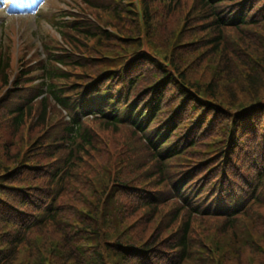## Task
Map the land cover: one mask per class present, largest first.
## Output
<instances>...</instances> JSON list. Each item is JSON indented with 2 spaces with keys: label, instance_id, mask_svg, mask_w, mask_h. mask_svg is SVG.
I'll use <instances>...</instances> for the list:
<instances>
[{
  "label": "rangeland",
  "instance_id": "rangeland-1",
  "mask_svg": "<svg viewBox=\"0 0 264 264\" xmlns=\"http://www.w3.org/2000/svg\"><path fill=\"white\" fill-rule=\"evenodd\" d=\"M70 1V7L77 9L73 11V18L85 27H90L97 37L95 39L90 35L85 37L69 29L66 31V36L61 34L63 39H59L56 37L57 32L52 31L51 28L46 31L49 27L45 29V25H40L37 29L33 20L28 21V27L32 26L33 30L37 31L36 34L30 30L24 32L23 25H7L5 32L0 31L2 32L0 52L9 56L10 69L7 71L9 76L21 71L22 67H25L30 75L40 73L37 69L44 64L41 61L45 58V54L42 52L43 41L39 37L40 34L45 33L50 36L47 38V43L51 45H55V40L60 46L68 42L75 44L72 47L71 58L67 61L71 67L64 68L69 71V75L63 80L70 85L67 91L72 98L76 95V93L72 94L74 87L91 84L98 77L106 79L109 75L112 76L111 94L117 93L121 97L125 94L131 97L132 102L140 104V98L145 93H149V98L152 96V86L156 83L148 86V82L158 75L152 74L153 68L149 69L138 79L135 91L131 89L128 95L129 90L123 80V77L126 79V75L123 73L127 71L131 74L139 71L142 64L140 61L136 63V60L139 59L138 56H145L151 61L152 59L157 61L158 65L166 69L172 77L177 76L182 85L192 95L195 94L207 109L202 112V116L197 117L196 108H189L192 104H187L185 107L187 115L184 114L180 118L179 127L170 128L172 134L168 141L180 152L169 158L165 155L158 156L153 146L146 144L138 134L135 136L129 126L123 125L118 131H111L105 129L102 124H88L90 140L76 149V158L69 170V177H65L63 183L58 182L59 185L64 186L59 191L56 201H50L47 195L50 196V189L57 187L49 182L51 176L47 173L51 175L54 162L59 163L60 170L65 165L64 157L67 149L60 144L66 136L63 117L51 100L36 98L38 80L35 76L22 80L19 84L21 89L16 90L5 88L6 83L1 79L0 73V183L5 190L0 196V251L6 249L5 242L9 237L29 230L26 242H22L23 244L18 247L21 251L17 255L15 264H27L28 259L32 260L38 251V248L32 249V246L51 238L59 246L50 264H70L66 261L67 257L66 259L64 257L65 252L62 248L64 245L58 241V238L64 233L60 230L66 231L68 224L75 220L73 217L75 216L91 223L92 229L97 232L110 233L108 238L115 235L127 236L125 238L131 245L145 244L151 238L157 243L154 249L159 256L146 253L144 256L159 257L151 264H173L174 261H178V257L168 249L167 245L173 244L182 234L181 230H177L180 224L177 217H186V213L189 212L188 217L193 218V212L182 209H188L194 202L191 198V204L185 207L179 199H175L174 196L180 198L185 190L177 194L170 180L172 177L177 180L188 176L189 180H185L192 184L187 185L186 192L192 195L194 184L195 195L206 194L201 198L200 206L213 196L211 201L215 202L216 196L219 195L223 199L226 195L232 198L240 197L239 202L243 205L239 212H234L236 217L229 211L227 217L223 218L200 213L201 215L199 214L200 216L190 223L191 229L187 235V244L190 246L189 260L184 264L199 262L213 264L210 258L205 257V252L200 247L201 243L205 247V243L212 246L211 259L216 264L219 259L221 264H246L244 263L246 260L248 262L258 260L264 264V252L257 251L260 247L259 233L264 232V208L259 206L264 203V187L260 176L263 174L262 165H264V137L260 138V135L256 139L252 136L248 138L241 150L239 148L234 151L241 153L237 162L230 157L233 151L232 129L235 128L232 122L229 123L231 115L237 116L234 114L236 109L256 98L254 94L240 92L245 89L244 81L241 79L245 74L242 71L248 70L247 66L251 67L255 64L253 59L255 55L240 53L241 46L245 44L241 45L235 36V31L228 26L223 28L220 47L216 53L211 51L213 43L206 44L208 38H203V43L206 45L201 48H197V43L190 45L195 47L191 50L187 49V45L180 48L183 42L193 41L201 34L197 27L193 33L191 26L195 23H203L200 22L202 17L194 21L178 19V12H185L195 0H180L181 6L177 10L167 12L166 8L170 0H107L110 6L123 8L118 18H115L110 11L105 12L90 7L80 0ZM51 2L52 7H57L58 1ZM239 2L241 0L221 2L215 6L214 13L224 10L229 13ZM74 3H78L80 8L74 6ZM145 6L148 8V17L145 16ZM194 8L200 15L206 11H203L196 2ZM208 16L205 21L209 24L213 20H209ZM258 21L257 24L260 23L259 18ZM248 26L244 25L240 32L243 35L250 34L251 37H242L247 40L246 44L255 43L258 39L255 37L257 33L252 36V32L249 31L251 28ZM209 29L212 33L214 31L215 35L207 34L206 31L203 32L202 37L217 36L216 28L212 24ZM102 30L108 33L109 38L106 39L101 35ZM53 34L55 38L52 37ZM258 35H264V28ZM68 36L72 41L68 40ZM223 45L228 47L226 50L228 57L224 58L220 54ZM149 65L153 66V64ZM228 69L232 70V75L238 77L229 79ZM180 74L184 76V81L180 78ZM260 92L262 93L259 97L264 96V91ZM213 93L215 97H212ZM171 94L169 92L167 98H171ZM21 101H26V105L30 104L28 107L31 108V114L24 125L20 124L17 127L12 120V109ZM175 104L172 99L166 103L163 112L170 114L166 118L167 121L161 122L160 120L164 119V115H161L160 118L156 116L158 120L157 122L155 120L151 126L143 125L144 128L147 127V132L149 131L146 134L148 137H152L151 131L156 132V128L161 125L164 126L162 133L168 128L174 115ZM181 104L185 103L180 101ZM209 106L213 107L214 114ZM193 110H195L194 114ZM42 111H45L46 117L41 116V119H37L38 113ZM237 112L241 113L239 110ZM257 114L260 116V113ZM217 119L219 122L224 121L220 131ZM124 121L126 120L122 123ZM199 124L200 131L194 136L195 144L192 147L183 145L188 143L186 135L194 134L192 129ZM225 126L230 130L227 139ZM242 131L247 132V130ZM252 141L255 145L247 151L246 147ZM33 142L34 144L30 146ZM170 142L169 146H171ZM40 144H48V146L39 147ZM49 147L53 148L58 160L52 158L55 155ZM81 147L83 150H80ZM223 152H228L230 156L222 159ZM49 162L50 165L47 167ZM37 165L40 166L36 167ZM5 167L9 171L2 175ZM160 167L163 170L162 174H159ZM45 168L46 173L43 171ZM37 169L40 171L36 172ZM11 171L30 178L34 186L33 191L30 190L31 188L24 190L19 187H9ZM219 171L221 175L215 178ZM40 173L41 175L37 176ZM56 176L55 171L53 177ZM222 178L225 184L217 186L215 183L222 184ZM78 181L79 185H77ZM88 182L97 186L100 191H92L93 186ZM77 195H79L78 201H72ZM94 203L97 205L93 207ZM51 205L55 207L54 212H60L55 223L47 220ZM93 208L97 214L87 211ZM169 222H172L170 229L167 228ZM227 224H233L231 233H234V237L226 230ZM85 225L83 223L82 227ZM72 228L70 225V231ZM122 228L123 230L120 231ZM223 228H225L224 232ZM55 230L59 233H55ZM85 232L88 242H94L92 236L95 232L93 230ZM85 232L79 230L76 237L82 236ZM30 250L32 251L29 255ZM237 251L241 253L240 257L237 256ZM116 261L115 258H110V263L116 264ZM130 264L135 263L130 262Z\"/></svg>",
  "mask_w": 264,
  "mask_h": 264
},
{
  "label": "trees",
  "instance_id": "trees-1",
  "mask_svg": "<svg viewBox=\"0 0 264 264\" xmlns=\"http://www.w3.org/2000/svg\"><path fill=\"white\" fill-rule=\"evenodd\" d=\"M81 2H83L84 4L90 6V7H96L97 9H101L102 11L105 12H112L113 15L115 16V18H118V16L122 13V9L118 8L116 6H110L109 3L107 2V0H98L96 2L91 1V0H80ZM169 1V0H166ZM227 0H195L196 4L199 5L200 8H202V10H206L204 11L203 15L198 14L195 11L194 8V1L193 4L190 7H187L185 12H178V19L181 18V20H188V19H192L193 21L198 19L199 17H202L200 19V22L203 23H195L192 24L191 28L193 29L192 32L195 33V28L197 27L199 32L201 33L200 35H198L199 38H194L193 41H186L183 42L180 46L181 47H186V45L188 46L187 49L191 50L194 49L195 47L190 46L191 44H196L197 43V48H201L202 46L210 45L211 43H213L211 51L212 52H217L219 47H220V43H221V37L223 34V28L224 27H231L234 31H235V36L238 39V41L241 43V45L245 44V46H241L240 49V53L241 54H248L249 56L255 55L254 56V60H255V64L251 67H248V70L243 69L242 73H244L245 75L241 77V79L244 81V86L245 89H243L244 91H240V92H248L250 94H254V100L238 109L235 110L234 114H237V116L235 115H231V119L229 120V123L232 122L235 125V128L232 129V133H233V143H232V152H231V156L230 154H228V152H223L224 156L222 157V159L226 156H230L231 158H233L232 160L234 162H237L238 160V156H240L241 153H234V151H236L237 149L241 150L243 145H245L246 141L248 138H250L252 136L253 139H256L258 136L264 137V96L259 97L262 93L260 91H264V35L263 36H259L258 33L260 34V31L264 28V0H241L240 4H237L234 8H232L231 13L229 14L228 12H226L225 10L222 12H216L215 11V6H217L219 3L221 2H225ZM170 2H172V4L170 5ZM76 5L78 6V3H76ZM181 6L180 0H170L169 1V5L166 8V12L167 11H175L178 9V7ZM209 11H208V10ZM148 12V8L147 6H145V16L148 17L147 15ZM208 14H210L208 16ZM208 19H212L213 22L212 23H206L205 18ZM258 18L260 20V23L257 24ZM50 22L55 21L53 23H50L51 27H54V29L56 31L59 32H64L66 30L71 29L72 32L77 33L79 35H85V37H87L88 35H90L93 39H95L97 36L94 35L93 30L90 27H85V25H82V23H69L67 21H65L63 19V17L58 16L57 14L52 13V11L49 12V20ZM234 23V24H231ZM214 26L216 28V33L217 36H213L211 37L213 34L215 35V32L211 31V29H209V26ZM244 25H249L248 28L250 27L251 29L249 30L252 36H254L255 33H257L255 35V37H257V42L252 43L251 44H246V39L243 37H251L250 34H245L243 35L242 32H240L241 28H243ZM190 27V26H189ZM188 27V28H189ZM95 30V29H94ZM207 32V34L212 33V35H208L205 37H202L203 32ZM101 35L104 36L106 39L109 38V35L107 32H105L104 30L101 31ZM243 36V37H242ZM239 37V38H238ZM203 38H208L206 40V44L203 43ZM213 41V42H212ZM249 41V40H248ZM226 50H228V47L223 45L220 54L222 56V58L224 57H228ZM210 51V49L208 50V52ZM48 52H50L48 50ZM6 55V53H4V56ZM165 55V54H164ZM52 56V54L49 55V58ZM233 56V54H232ZM6 60L2 61L0 60V63L2 65H0V67L2 68L1 70H5L8 67V60L9 57L5 56ZM53 60L55 59H59L62 60L61 58H52ZM140 61V63L142 64V67L139 71H135L131 74L127 73V71H125L123 73V75H126V79L123 77V80L127 86V89L129 90L128 95L130 94V90L133 89L135 91V88L138 84V79L145 74L149 69H152V74H157L158 76L155 78H151L149 79L148 82V86L152 85L153 83H156L154 86H152L153 89V93L152 96L149 98L148 95L149 93H145L141 98H140V104H137L136 102H131L128 103L126 102L127 97L125 94L121 97L119 96L117 93L114 96V98H116L118 103H122L127 104L128 103V107L131 111V114H133V112H136V114L138 115V117L136 118V122H140L144 124H146V122H152V120H156L157 122V117L160 118L161 115H164V119L160 120L161 122H165L167 121L166 118L170 115V114H165L163 111L166 108V103L168 102V100L172 99L173 102L175 101V110L173 111L174 115H172V121L169 124L168 128L163 131L165 132L164 134H162V129L164 128L163 125L159 126L156 128V132L155 134H153L154 138H156L155 140L152 138L151 141L153 143L154 148H158L161 140H163L164 138H168V136L170 134H172V127L174 128H178L179 127V123H180V118L185 115H187V113L185 112V107L187 106V104H192L189 106V108H196V115L198 116H202V112L206 111L207 108L204 107L203 103H201L198 100V97L195 94H191L188 90H185L184 88H182V86L176 82L172 75L166 71V69L162 68L160 65H158V62L156 61H151L150 58L148 57H140L139 59L136 60ZM169 61V60H168ZM149 64H153V66H150ZM171 64V63H170ZM44 65H47V63L45 62ZM106 66V65H105ZM123 68V66H121ZM157 72H156V70ZM59 68H57L58 70ZM127 70V69H126ZM228 76H230L229 79H232L233 77H238L237 75H232V70L228 69ZM44 72L46 73V77H47V87H48V91L51 93V95L54 97V99L62 104V105H66L64 100L62 98L59 97V93L61 91H59L60 89H58V84L57 83H52L53 79H59V77H55V75L51 72H53V70L50 71L49 68H46L44 70ZM241 74V73H240ZM129 75V76H128ZM180 78H182V80L184 81V76L182 74H180ZM111 81H112V76H106V87H108V89H110V91L112 90V85H111ZM185 84H188L186 82H184ZM189 85V84H188ZM208 92H211L210 90L207 89ZM171 92V98H167V94ZM215 95L214 93L212 94V97ZM130 96H129V100H130ZM165 98V101H164ZM104 101V100H103ZM148 103H146V102ZM180 101H183L185 104L184 105H180ZM151 103V104H150ZM195 104V105H194ZM210 107V106H209ZM188 108V107H187ZM139 109V110H138ZM195 110H193V114L195 113ZM210 110H213V107H210ZM240 111L241 113L238 114L237 111ZM210 111V112H211ZM110 115L109 118L110 119H105V118H99L95 119V124H102V126L105 129H110L111 131H118L121 126H118L117 124L119 123L118 121V113L116 111H109ZM246 112V113H245ZM139 113V114H138ZM146 113L145 116H147L148 118L145 120H142V116H144V114ZM172 113V114H173ZM260 113V116L257 114ZM103 112H100L98 115H100L99 117H105L103 115ZM212 114H214V112L212 111ZM141 118V119H140ZM23 119V112H19L17 113V117H15L14 120V124H16L17 127H19V125L22 123ZM112 119V120H111ZM202 119V117H201ZM218 121V119H217ZM219 122V121H218ZM224 121H220L218 123V127H219V131L221 129V125H223ZM227 123V124H229ZM138 125V128L142 129V126L139 123H135ZM201 124V122H200ZM200 124L194 126V134L191 135H186V141L188 143H183V145H188V147H192L195 144V140H194V136L199 133L200 131ZM241 126V128H240ZM171 128V129H170ZM226 133H225V137L227 139V137L230 134V130L228 129V127H226ZM171 130V131H170ZM242 130H247V132L242 131ZM133 134H135L136 136V132H134L132 130ZM161 132V133H160ZM163 137H158V135ZM248 135V136H247ZM90 132L89 130H84L81 126V124H79L78 122H72L70 124V126H68L66 128V136L64 137V140H66L67 142H71L76 139H81V140H86L87 142L90 140ZM140 138V137H139ZM142 138V137H141ZM140 138V139H141ZM160 138V139H159ZM141 140L144 141V139L142 138ZM150 140V139H149ZM160 141V142H159ZM145 142V141H144ZM255 145L254 141L248 143L246 149L247 151H249L250 149H252V147ZM50 150L54 153V155L56 156L55 152L53 151L52 147H49ZM47 150V149H46ZM80 150H83L82 147L80 148ZM160 150L158 152V156H171L174 153H177L178 151L175 150V145H172L170 148H164L162 150V148L158 149ZM238 150V151H239ZM38 152H40V150H38ZM41 153V152H40ZM42 154V153H41ZM47 155H49V153H46ZM52 156V158H54L55 160H58L59 158L56 156ZM76 158V154L75 152H69L67 154L66 160L70 161V160H74ZM54 162V161H53ZM55 166L52 167V171L50 172L51 175L49 173H47L49 176H51V178L49 179V182L52 183V185L54 187V189H50V197H52L53 201H56V197L59 193V191L63 188L64 185H59L58 182H65L64 176L59 180L54 176V172L58 170H60V165L58 162H54ZM50 165V162L46 165L47 167ZM46 167V168H47ZM72 167V166H71ZM46 168L43 169V171L46 173ZM3 173H1L2 175L5 174L6 172L9 171V169L7 167H5L3 169ZM40 171V169L35 170ZM262 171L264 174V165H262ZM12 174H10V181L9 183V187H19L22 189H29L33 191L34 186H33V182L30 178L27 177H22L18 172L16 171H11ZM163 170L160 167V171L159 174H162ZM40 174H37V176H40ZM74 176V174L72 175ZM71 176V178H72ZM53 177V178H52ZM66 177H69V171L66 173ZM74 178V177H73ZM79 181L77 182V185ZM90 183V182H88ZM93 188L92 191L95 192H99L100 190L97 188V186H95L94 184L90 183ZM87 187H90L89 185H87ZM5 190L2 186V184L0 183V196H2V194H4ZM47 194V193H46ZM48 199L49 196L47 195ZM201 198L199 197L195 200V205H192L190 208L191 210L190 213H194L193 218H189V212H187V216L186 217H177L180 220V224L177 230H181L182 234L180 236V238L175 241L173 244H165L167 245L168 249H170L178 258H180L179 262L174 261L173 264H184L185 262H187L189 260V249L190 246H188V241H187V235L191 229V225L190 223L193 222L194 219H196L197 217H199L202 213L200 212V202H201ZM79 199V195L74 196L72 198V201L77 202ZM85 202V200L81 203V205H83V203ZM28 204V203H27ZM51 204V203H50ZM97 203H94L93 207L96 206ZM260 207L264 208V203L259 205ZM55 207H53L51 205V210L47 213V220L50 223H55L58 215L60 214V212H54ZM65 211V209H64ZM88 212H91L93 214H97V211L93 208L92 210H87ZM248 212V211H247ZM201 213V214H200ZM200 214V215H199ZM247 214V213H246ZM207 215V214H206ZM71 216V215H70ZM75 220L73 222H70L68 224L67 230H60L63 233V235L61 234V237L58 238V241L63 244L64 246L62 247L64 249L65 252V259L67 257V262H69L70 264H112L110 263V258H115L116 264H130V262L135 263V264H144L145 260H156L159 257H147L144 256V252H148L147 254H158L157 251H155V249H152V247H154V245H156L157 243L152 240L151 238L148 239V241L145 244H129V242L127 241V236L125 237H121V236H117L115 235L112 238H108L107 236L110 235V233L106 232V231H96L95 229H92L91 227V223L83 221L82 219H80L79 217H75ZM173 219V218H172ZM25 223L27 224V221L25 220ZM83 223H85V227H82ZM172 222H169L167 224V228L170 229ZM70 225L72 230L70 231ZM227 228L226 230L230 231V234L232 237H234V233H231V226H233V224H227ZM29 226V225H28ZM190 227V228H189ZM32 227H30L31 229ZM189 228V229H188ZM118 229V228H117ZM81 232H85L86 230H88L89 232H91L92 230L95 232L93 233L94 236H92V238L94 239V242H88L87 237H86V232L85 234L82 233V236H77L78 231ZM123 228L120 230L122 231ZM225 228H223V232H224ZM226 231V232H228ZM28 231H25L23 233H18L16 236H12L11 238L9 237V239L5 242V246L6 249L5 250H1L0 251V264H15L16 260H17V255L19 254V250L18 247L23 244L22 242H26L27 240V235H28ZM55 233H59L57 230H55ZM260 237L258 238V244H259V252H264V232L259 233ZM30 240V238H28ZM234 239V238H233ZM152 240V241H151ZM234 242V240H232V243ZM206 247L203 246V243H201L200 247L201 249L204 250L205 252V257L210 258L211 262L213 264L214 261H212L211 259V253H210V246L209 244L205 243ZM234 245V243H233ZM59 244L56 243V241L51 238L48 239L46 241L41 242L39 245H34L32 246V249H36L38 248V251L36 253V255H34L33 259L30 260L28 259V263L27 264H50L51 259H53V254L55 253V250L58 249ZM152 249V250H151ZM28 251V254H31ZM140 251V252H139ZM144 251V252H143ZM238 254L237 256L240 257L241 253L239 251H237ZM28 255V256H29ZM159 256V254H158ZM205 260H209L206 259ZM216 260H218V257L216 256ZM220 260V259H219ZM218 260V264L219 263ZM221 261V260H220ZM45 262V263H44ZM210 262V261H209ZM264 262V261H263ZM244 263L246 264H261L260 261L258 260H253L252 262H248L246 260V262L244 261ZM68 264V263H66ZM187 264V263H186ZM197 264H201V262L197 263Z\"/></svg>",
  "mask_w": 264,
  "mask_h": 264
}]
</instances>
